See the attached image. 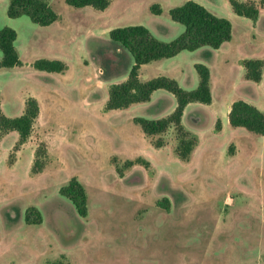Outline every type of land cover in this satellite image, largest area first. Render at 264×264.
Instances as JSON below:
<instances>
[{"label":"rangeland","instance_id":"1","mask_svg":"<svg viewBox=\"0 0 264 264\" xmlns=\"http://www.w3.org/2000/svg\"><path fill=\"white\" fill-rule=\"evenodd\" d=\"M47 1L58 19L40 26L25 15L8 17L9 0H0V28L17 31L22 63L0 68L1 110L15 117L29 97L40 104L23 144L16 131L0 133V264H264V137L230 125L216 132V112L232 100L264 107V3L242 0L260 8L254 23L228 0H193L232 23L231 41L220 51H182L139 70L142 81L167 76L185 90L198 86L196 63L211 71L214 105L194 102L183 115L198 142L183 160L173 125L148 136L133 121L168 117L173 94L159 90L127 109L107 110L106 103L110 86L125 81L134 64L109 31L143 25L172 41L185 27L169 10L187 0H110L104 11ZM152 4L162 13L152 14ZM38 58L68 67L40 71L32 66ZM244 59L263 61L260 82L246 78ZM138 158L149 165H126ZM37 160L42 168L34 173ZM72 177L87 192L85 217L59 192ZM30 206L41 224L25 222Z\"/></svg>","mask_w":264,"mask_h":264},{"label":"trees","instance_id":"2","mask_svg":"<svg viewBox=\"0 0 264 264\" xmlns=\"http://www.w3.org/2000/svg\"><path fill=\"white\" fill-rule=\"evenodd\" d=\"M65 2L74 7L91 6L101 11L107 9L111 3L110 0H65ZM228 2L238 16L246 17L254 23L258 20L260 8L255 2L242 0H228ZM260 2L263 4L264 0H260ZM150 11L155 15L162 13L159 4H152ZM7 15L10 18L25 15L40 26H49L58 19L57 13L47 0H9ZM169 16L173 21L185 27L178 37L169 42L159 40L143 25L120 26L109 31L111 40L132 55L134 64L130 68L128 78L125 81L110 86L106 109H127L133 104L150 101L152 94L157 90L170 92L175 96L177 104L175 110L168 117L147 119L137 116L134 117L133 121L148 136L162 133L173 125L176 128L179 140L176 154L181 159L188 160L198 142L196 137L186 130L182 119L185 108L190 103H212L210 69L202 63L194 65L199 76V84L194 90L183 89L175 79L167 76H158L142 81L139 78V70L144 64L174 57L182 51H195L202 47L219 49L223 44L231 41L233 26L228 19L215 15L193 0H187L181 5L172 7L169 10ZM17 38L18 34L15 29L8 26L0 28V50L2 52L0 68H11L22 64L15 46ZM242 64L248 80L256 83L261 81L263 68L261 59H244ZM32 66L40 71L56 73H63L68 67L61 59L49 58H38L32 63ZM39 113L40 104L34 97L27 99L25 110L19 116L8 117L0 107V133L16 131L19 134L18 145L23 144L30 136ZM228 117L232 127H244L248 131L264 137V112L256 106L242 99L235 100L231 104ZM217 125L220 129L219 122ZM163 145L162 141L155 144L156 147H162ZM135 162L141 163L145 167L149 165V162L142 158L128 161L126 165L131 166ZM41 168L42 166L37 160L33 172L38 173ZM59 192L73 203L80 216H87V192L76 177H72L66 185L60 188ZM25 222L28 225L41 224L40 211L34 206L28 207L25 213ZM52 264L63 263L56 262Z\"/></svg>","mask_w":264,"mask_h":264},{"label":"crops","instance_id":"3","mask_svg":"<svg viewBox=\"0 0 264 264\" xmlns=\"http://www.w3.org/2000/svg\"><path fill=\"white\" fill-rule=\"evenodd\" d=\"M224 45V44H223ZM223 45L219 48V49H214V50H216V51H220L221 49H223ZM120 47V46H119ZM120 48H122V47H120ZM124 49V48H123ZM153 62V61H152ZM144 65H146V64H144ZM144 65H142L141 66V68H140V72H141V70L143 69V67H144ZM161 76V75H160ZM158 77V76H157ZM150 80V79H149ZM194 82H196V80H194ZM198 84H199V82H198ZM157 91H159V90H157ZM157 91H155L153 94H155ZM213 95V94H212ZM237 100V99H236ZM243 100V99H242ZM245 100H247V99H245L244 98V101ZM234 102V100H232L230 103H229V105L227 106V107H225L224 109H222L221 108V110L219 111V112H216V115L218 116V117H220V119H221V127H220V129H219V131H216L217 133H219V134H224L225 132H227L228 130H229V126L228 125H230V123H229V117H228V114H229V112H230V108H231V104ZM247 102V101H246ZM248 103H249V101H248ZM191 104V103H190ZM189 104V105H190ZM250 104H252V105H254V106H256L259 110H261L262 112H264V107H261V103L260 102H258V101H250ZM189 105H187V107L185 108V112H186V110H187V108L189 107ZM207 105H209V106H212V105H214V97H213V100H212V103L211 104H207ZM132 106H134V104L132 105ZM132 106H130L129 108H131ZM223 110H225V112H224V115H223ZM185 112H184V115H185ZM183 120V119H182ZM231 126V125H230ZM232 127V126H231ZM239 154V151L237 152V155Z\"/></svg>","mask_w":264,"mask_h":264}]
</instances>
